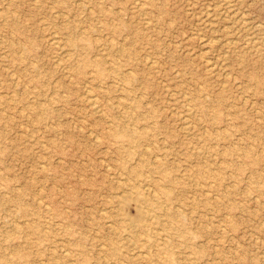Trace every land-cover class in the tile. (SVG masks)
I'll list each match as a JSON object with an SVG mask.
<instances>
[{"label":"rangeland","instance_id":"1","mask_svg":"<svg viewBox=\"0 0 264 264\" xmlns=\"http://www.w3.org/2000/svg\"><path fill=\"white\" fill-rule=\"evenodd\" d=\"M154 1L0 0L10 20H0V191L5 178L20 196L0 192V251L13 264H166L145 246L148 236L160 247L172 244L174 264H264V0H234L239 19L222 0ZM143 4L149 25L140 19ZM69 24L76 33L91 30L82 58L103 54L110 61L108 40L127 44L129 55L115 59L135 78L87 83L92 68L83 78L67 75L50 33L65 42ZM210 36L219 40L205 47ZM81 52H72L67 67L76 70ZM86 85L102 113L93 112ZM125 88L141 104L136 117L148 109L157 114L138 121L157 127L132 148L130 163L147 149L143 158L164 157L176 181L149 167L129 178L119 166L122 153L107 133L123 114ZM185 115L191 132L182 128ZM158 183L172 188V198H160L158 208L147 204L148 226L134 240L120 201L134 215L130 186L155 191ZM167 204L184 210L192 247L166 229ZM114 237L130 259L106 254Z\"/></svg>","mask_w":264,"mask_h":264},{"label":"bare ground","instance_id":"2","mask_svg":"<svg viewBox=\"0 0 264 264\" xmlns=\"http://www.w3.org/2000/svg\"><path fill=\"white\" fill-rule=\"evenodd\" d=\"M233 1L234 0H222V2L224 3V5H226L227 10L228 11L231 10V13H233V17L236 18V19H239L240 16H239V13L233 7L234 6L233 5ZM222 2L221 3L219 2V3L222 4ZM154 3H155L154 0H146V4L149 5V6H151V5L153 6ZM215 4H217V3H215ZM220 4H218V5H220ZM139 8H140L139 9L140 19L144 21V24L149 25L151 23L150 22L151 20H150V18H148L146 16L148 14L147 13L148 12V8L145 6V4L141 5ZM218 8H219V6H218ZM239 10H240V8H239ZM211 13L212 12L209 13V11H208V14H211ZM197 14H199V12ZM244 15H246V14H244ZM222 17H223V15H222ZM225 17H227V16H225ZM246 19L247 18H245L243 21H245ZM0 20L2 22H4V23H9V21H10L9 18H8V14L6 12H4V11H0ZM212 22H214V20ZM216 23L218 24V22H216ZM232 24L230 26H232ZM226 25H227V23H226ZM111 26H107L106 29H110ZM228 26H229V24H228ZM247 26H248V24H247ZM236 28H238V27L236 26ZM66 29H67L68 33H67V37H65V39H66L65 42L63 41V38L58 34V32L54 31V32H51L50 33V40H51L50 43H51L52 47L56 50V53H57V55H56V57H57L56 58V61H58V65H60L62 67V70H64V72L67 75H69V76H71V75H77V78H79V77L80 78L81 77L83 78L87 74L86 73V70L88 68H92V70H93L94 73H92L89 78H88V76H85L83 78V80L85 82H87V83L90 82L89 79H92V80L96 79L97 80V78L99 80L107 83V82H109V79L108 78L111 77L110 80L113 81V82L110 81L111 84H113L114 82H116L117 80H120V79L123 80V81H126V80H129V79H134L135 78L136 75L134 73H132L131 71H128L127 68L122 67V64H120L119 62L117 63V61L115 59V56L116 55H129V52H128L129 50H128V45L127 44H119V43H116L113 39L108 40V43L105 44L106 47L104 49L106 51H108V54L110 55L109 57H111V60L110 61H108V59L103 54H99V56L98 57H95V58H88V57H83L82 58V55L85 54L86 53V50H87L85 41H88L89 40L88 37H90L91 30L90 29H88V30L85 29L83 31L80 30V32H77L76 33L75 32L76 31V27L73 26L72 24H69L66 27ZM113 30H115V28ZM246 34H248V33H246ZM218 37H219V35H218ZM204 38H206V37L204 36ZM219 38H221V37H219ZM232 38H230L231 41H232ZM217 40H219V39H217ZM217 40L215 39V37H211L210 36V38L206 39V41L204 42L205 47H213V46H215V44L217 43ZM246 40H249L250 41L251 39H246ZM234 41L236 42V40H234ZM228 42H230V41H228ZM255 47H257V46H255ZM79 49H82V52L80 54L81 58L79 59V61L77 63L76 70L73 69L71 67V65H70V68L67 67V63L65 61L70 58V55L72 56V52L73 51H74V54H75ZM252 49H253V47H252ZM26 51L28 52L27 49H26ZM202 51H203V49H202ZM205 51H206V48H205ZM215 51H216V49H215ZM251 52L252 51H250V53ZM145 55H147V54H144L143 55V58H144ZM202 56H203L204 60L207 62V68L210 71H214L216 69L215 68L216 63H212L211 62V60H212L211 58H210V60L207 59L208 58L207 52L202 53ZM145 58H146L147 65H150L151 66L153 64V61L151 59H149V57L147 58V56H145ZM107 62H110V65H106ZM228 75H230V73ZM37 76H38V74H35V76H33V79L35 77H37ZM0 82H2V81H0ZM86 88H87V90H86V99L92 104L93 112L94 113H99V114L102 113L103 110L101 109L100 104L97 103L96 98H94L95 95L92 94L90 85H86ZM124 91L126 92V94H123V96H121L119 98V104L124 109L122 111L123 112V114H122L123 116L121 115V118L119 116H117L115 118L116 121H113V120L111 121L110 130L107 133V135L109 136V138L111 140H113L114 143L116 144L117 149L119 151H121V153H122V156L120 157V161H119V166L121 167V169L123 171H125V173L127 174V177H129V178H132L133 176H137L140 173V170L143 167H149L150 170H151V172H153V173L158 172L161 175L163 181H167V182H171V181L174 182V181H176L174 175L170 171H168L167 163L165 162L164 157L159 156V155H155L154 156V160H152L151 158L150 159H148V158L147 159H144L143 158V155L148 151L147 149H144V148L142 149L145 153L139 154V157L135 160L136 161L135 164H131L130 163L131 158L134 156V152H133L134 149L132 150V148L138 147V143H140V141L144 137H148L153 132H155L156 131V127H157L156 121H150V122L147 121L144 124H139L138 121H141L140 119H142V120L143 119L144 120L146 119L147 120V119L154 118V117L157 116V114H156V112L154 110L148 109L146 112H144L140 116H137L136 117L135 112L137 111V108L140 107L141 104L137 100L134 101V97L131 95V90L130 89L125 88ZM185 94H186V92H185ZM103 95L108 96V92L107 93H104ZM195 96L198 97V99H201L200 96H199V94L198 95H195ZM95 97H98V95H96ZM2 103H4V101L0 98V105ZM256 109H258V108H256ZM198 116H201V115H198ZM189 117L186 116L185 118H183V127L182 128L186 132H189L190 131V128H191L190 127L191 122L188 120ZM125 119H128L129 122H128V120H125ZM205 133H206V131H205ZM97 137H95V138H97ZM97 139H95V140H97ZM99 140H100V137H99ZM42 142H44V141H42ZM146 147L149 148L148 145ZM151 157H153V156H151ZM43 164H42V166H43ZM108 166H110V163L108 164ZM111 175H113V174H111ZM2 177L3 176H1V178ZM3 180L4 181H3L2 185H3L4 190H3V192H1V191L0 192L1 193H4V194L5 193H11L12 192L13 194H16L18 198H20L19 191H17L15 189V187L8 180H6L5 178H3ZM130 187H131L130 188L131 194H129V193H127V194L133 196L131 198H133L134 202L136 203V208H137L136 210H137V212L134 215H131L128 212V209H127V204L128 203L126 202V200H124L123 203H122V200H121L120 201V205H121V211L123 212V215H124V222L127 223L128 227H129L130 237L132 236V239H134V240L136 239L137 240L138 237L140 236V233H141L137 229L146 226L147 225V221L150 219V211L151 210L149 211V209L147 210L145 208L147 206V204H149V205L150 204H155V206L158 208L159 205H160V200H161L160 198L165 197L167 200H171V198H172L171 197L172 196V188L166 186L165 184H159V183H158L157 189L154 188L155 191L153 189H150L148 186H145V185H144V188H143L144 191H142V189H140L136 184H132ZM152 187H154V186H152ZM152 190L154 192H152ZM216 196H218V195H216ZM3 197H6V195H4ZM256 197H257V195H256ZM131 198L129 197V199H131ZM9 199H10V197H6L4 200H9ZM131 207H134V206H131ZM179 208L178 209H173V206L172 205L169 206V204H167V206L163 209V210H165L164 213H163V216L165 217L164 224L166 225L165 226L166 229L168 228L169 233H172L174 236H176V235L177 236H181L183 238V241L186 243V246L187 247H192L193 244L190 241H188L190 239V233H189L188 223L185 222V220H184L185 219V215H184V212H183L184 210L183 209H179ZM104 211H106V209H104ZM216 223H218V222H216ZM16 226L18 228L22 227L20 224H17ZM223 228H224V226H223ZM33 229H34V227H33ZM37 229L40 230L39 227ZM46 229H48V228H46ZM114 229H112V230H114ZM35 231H36V229H35ZM7 237L9 238V241H11V239L13 238L11 234H8ZM43 238H44V236L38 237V242L41 243V241L44 240ZM115 239H117V240H115ZM119 239H120L119 237H117V238L114 237V238H112L110 240V242L112 243V247L107 250L106 254H108L112 258L122 259L125 256V253L122 252V248L123 247L121 248L122 245H120ZM147 239H148V243H145V246L147 248H149V249H152V250L155 249L154 251H156L157 255H159V257L162 259L163 263H166V264H174V261L175 260H174V258H172L173 254H174V249H173V246H172L171 243L167 242L163 247H160L158 241H156L155 239H153L151 236H148ZM102 244L103 243H101V245ZM145 246H142V248H139V250L142 251L140 254H143L144 251L142 249L143 248H146ZM102 247H104V245H102ZM16 254H18L17 258H19L21 261L24 260V258H25L24 257V254H20L19 251H17ZM125 257H128V256H125ZM128 259H130V257H128ZM189 261H191V260H189ZM0 264H13V263H12V260L10 258L6 257L4 255V253H2L0 251Z\"/></svg>","mask_w":264,"mask_h":264}]
</instances>
